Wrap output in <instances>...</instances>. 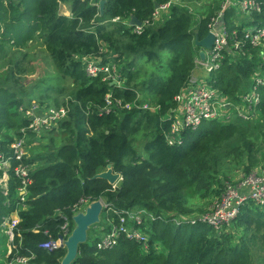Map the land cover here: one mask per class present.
<instances>
[{"label": "trees", "instance_id": "1", "mask_svg": "<svg viewBox=\"0 0 264 264\" xmlns=\"http://www.w3.org/2000/svg\"><path fill=\"white\" fill-rule=\"evenodd\" d=\"M101 1L106 2L103 16ZM223 2L0 0V59L8 66L0 74L3 152L11 154L14 138L29 125L19 117L24 103L40 101L42 110L68 109L66 118L53 129L41 136L28 135V154L10 170L9 195L0 187L1 234L4 219L19 202L15 169L20 164L30 169L27 210L20 212L18 226L22 237L15 241L19 255L33 257L29 264L62 263L65 249L48 252L40 245L60 237L65 223L60 213L72 218V208L82 199L101 200L119 212L144 209L162 220L150 222L147 250L122 239L115 249L98 251L96 239L92 245L88 242L80 247L75 264H264V211L253 204L245 205L238 220L221 232L202 223L178 226L172 221L186 215V191L214 188L219 198L229 181L230 167L246 176L264 170V88L259 90L257 120L234 116L230 121L205 123L199 130L187 132L181 147H169L165 141L170 122L164 120L198 68L200 49L195 39L207 37ZM260 2L264 13V0ZM199 3L205 6L203 14L192 9ZM156 4H171L157 20ZM62 6L71 17L61 14ZM132 17L143 24L141 30L126 23ZM224 17L230 30L239 31L244 48L225 53L221 68L208 82L236 105L252 88L264 60L244 39L242 28L233 25V21L244 24L236 11L227 9ZM116 18L121 21L113 23ZM38 42L57 75L51 81L54 85L37 96L33 91L24 92L23 76L25 57ZM86 61L98 66L113 64L121 76L120 86L104 81V73L91 78ZM108 94L125 105L149 103L159 110L115 108L101 117ZM109 165L122 178L116 189L106 181L94 180ZM103 216L107 217V211Z\"/></svg>", "mask_w": 264, "mask_h": 264}, {"label": "built area", "instance_id": "2", "mask_svg": "<svg viewBox=\"0 0 264 264\" xmlns=\"http://www.w3.org/2000/svg\"><path fill=\"white\" fill-rule=\"evenodd\" d=\"M170 8L171 4L159 6V9L155 12V19H159L163 12H168ZM227 9H234L239 17H243L241 20H244V24L233 22V25L237 28H242L244 39L249 41L253 48L260 51L264 60L263 4L260 0H224L220 13L217 14V18L212 19L209 27L210 32L215 36L214 45L210 50L205 51L206 60L204 62H201L200 59L197 60V69L201 68L205 78H211L212 74L221 68L225 60V53L242 52L244 48V43L238 40L239 31L230 30L225 21L224 13ZM256 19L259 20L255 21ZM120 21L119 18L112 20L113 23H119ZM130 22L131 20L126 23L132 26ZM247 24L252 26L247 27ZM136 28L137 31L141 30L137 26ZM86 65V71L91 78H98L100 73H104L107 75L103 79L104 81L111 82V85L120 86L121 76L113 64L98 66L91 61H86ZM252 82L253 85L248 94L242 97L238 104L234 105L226 100L218 90L212 88L210 83H204L201 81V77L193 76L191 85L176 97V108L164 120L170 122V129L165 133L167 145L169 147L183 146L187 132H195L208 122L230 121L234 119V116H238L245 121L257 120L259 118L257 108L261 104V93H259V90L264 88V64L258 66ZM105 103L106 106L99 113L101 117L114 112L115 108H119V110H131L135 107L138 110L150 109L149 103L125 105L122 101L115 99L112 94L106 96ZM39 105L36 101H32L19 107V114L24 120L29 121V125L21 128L19 136L14 138L10 145V155H6L3 152L5 140L0 133V174L2 175L0 177V187L5 196L9 195L10 181L12 179L10 170L14 162L22 161L28 154V135L32 133L41 136L42 133L57 126L61 120L66 118L68 113V109L65 107H51L42 110ZM154 110L158 111L159 107H155ZM15 177L20 184L17 190L19 202L16 206L17 209L6 217L2 224V234L5 235L8 241L6 264H29L33 257L19 255L15 241L16 238L22 237L18 226L21 223L20 212L27 210L28 185L31 179L30 169L20 164L15 169ZM120 182H122V178L118 183ZM118 183L113 186L114 189H116ZM91 203L86 199L80 200L71 210L72 218L60 213L59 216L65 221L61 227L62 233L60 235L63 240L60 237L56 240L50 238L40 245V249L48 252L65 249L63 245L74 229V227L72 228L71 220L73 221L74 216L84 212ZM103 204L104 211H107V217L104 221V225H107V227L105 228L103 225L97 229V250H113L119 246L122 239L137 243L144 250H147L152 233L150 222H155L157 219L162 220V218H156L147 210L140 208L119 212L104 202ZM247 204H253L256 208L264 211V170L243 176L238 184L227 182L221 196L216 198L212 207L205 213L193 217L178 216L172 221L178 226L202 223L217 232H221L224 227H230L238 220L242 208ZM35 232L39 233L40 230H35ZM44 234L46 236L49 235L47 231Z\"/></svg>", "mask_w": 264, "mask_h": 264}, {"label": "rangeland", "instance_id": "3", "mask_svg": "<svg viewBox=\"0 0 264 264\" xmlns=\"http://www.w3.org/2000/svg\"><path fill=\"white\" fill-rule=\"evenodd\" d=\"M207 2H211V0H207ZM204 7L205 6H203V4H200V3L198 5H192V9H195L196 11L200 10L202 14L204 12V9H203ZM190 11L192 12V10ZM61 14L71 17V13H69L64 8V6H62L61 8ZM251 26H252L251 24H247V27H251ZM7 67L8 66L5 63H2L0 59V74L5 73ZM24 68H25L26 74H24L23 76L25 79L23 88H24V92H26L27 94L33 91L35 95L38 96L39 95L38 93L41 92L44 88L54 85L51 81L56 78V75H57L56 68L53 65L51 59L48 58L45 48L42 46L41 42L36 43L35 47L32 48L28 52V55L25 57ZM203 75H204L203 72H201L200 70H197L194 76L201 77V81L204 83H209L208 82L209 78H205ZM36 87H39L38 92H36ZM54 97L55 96H53V99H52L53 101H54ZM36 102L39 103L40 101L39 102L36 101ZM149 106H150V109L155 108V106H152L151 104ZM219 110L220 112H222L221 109ZM19 117L24 121L21 115H19ZM230 169L231 170L229 171V181H225V182L226 183L231 182L233 184H238L240 181L241 175L245 173L234 167H230ZM216 190L217 189L213 188L212 191L211 189L210 190H197V191L188 190L186 191L184 195V198L186 200V210H185L186 215H182V216L193 217V216L201 215L205 213L206 211H208L212 207L214 201L216 200L215 199L217 196V194L215 193ZM101 221H102V224L99 225L100 227L104 225L105 216L101 217ZM104 227L106 228L107 225H104ZM225 228L226 227H224L223 231L226 230ZM88 236L90 238L89 244L92 245L95 242L96 237L98 236L97 230H91ZM7 249H8L7 238L5 237V235L1 233L0 234V256H1V259L3 260L2 261L0 259L1 264H4V258L6 256ZM256 258L257 260L259 259L258 254Z\"/></svg>", "mask_w": 264, "mask_h": 264}, {"label": "water", "instance_id": "4", "mask_svg": "<svg viewBox=\"0 0 264 264\" xmlns=\"http://www.w3.org/2000/svg\"><path fill=\"white\" fill-rule=\"evenodd\" d=\"M106 2H100V15H104ZM156 10L159 9V5H155ZM131 25L141 28L143 24L136 18H131ZM215 41V36L210 32L207 37L200 40L198 37L195 39V46L200 49L199 59L201 62L206 60V52L210 50ZM114 85V84H113ZM112 85V86H113ZM121 179V176L114 172L112 165L107 167V170L96 175L94 180L106 181L110 186H115ZM104 212V204L101 200L92 202L84 212L79 213L73 217L74 229L71 236L64 243L63 247L66 250V255L61 264H75L80 247L86 245L89 242V232L97 229V226L101 224V217ZM63 240V237H60Z\"/></svg>", "mask_w": 264, "mask_h": 264}, {"label": "crops", "instance_id": "5", "mask_svg": "<svg viewBox=\"0 0 264 264\" xmlns=\"http://www.w3.org/2000/svg\"><path fill=\"white\" fill-rule=\"evenodd\" d=\"M66 10H67V8H65ZM68 11V10H67ZM69 12V11H68ZM70 13V12H69ZM64 16H66V17H70V16H67V15H64ZM198 17H200V16H204V15H197ZM201 18V17H200ZM243 17H240V19H242ZM233 22H237V21H233ZM232 22V23H233ZM197 70H200L201 72H202V70H201V68H199V69H197ZM197 70L195 71V73L197 72ZM195 75V74H194ZM259 171V170H258ZM243 176H246L245 174H242L241 175V178L243 177ZM1 177V176H0ZM241 178H240V181H239V183L241 182ZM7 252H8V249H7V251H6V256H5V258H4V264H6V260H7ZM0 259H1V256H0ZM2 260V259H1ZM3 261V260H2Z\"/></svg>", "mask_w": 264, "mask_h": 264}]
</instances>
